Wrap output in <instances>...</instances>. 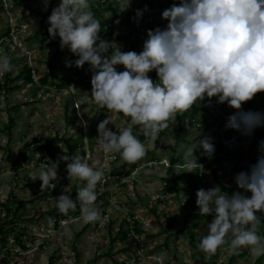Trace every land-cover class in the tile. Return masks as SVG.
<instances>
[{
	"label": "rangeland",
	"instance_id": "obj_1",
	"mask_svg": "<svg viewBox=\"0 0 264 264\" xmlns=\"http://www.w3.org/2000/svg\"><path fill=\"white\" fill-rule=\"evenodd\" d=\"M50 1L0 0V55L9 56L13 65L11 72L0 75V83L5 82L6 76L14 79L25 71L26 65L31 68L32 76L36 73L33 83L19 79L11 84L18 89L0 90V228L10 229L12 226L9 223L12 217L7 215L5 207L11 195L16 199L20 217L14 227L16 230L6 242L1 241L0 234V264L2 259H6L7 264H155L148 258L161 252L165 254L164 264H202L206 256L196 242L192 243L191 232L200 240L207 234V224L212 219L189 217L199 216L198 209L192 207L197 200L196 192L217 185L236 189L235 175L240 168L255 163L258 147L251 148L245 138H235L233 153L221 164L214 156L201 164L205 155L198 147L194 152L197 167L189 172L182 167L184 152L209 134L197 125L207 117L206 114L200 113V120L191 123L190 108L183 115L177 114L169 122V128L161 132L160 139L151 144L147 139L143 140L139 126H133V134L147 148V154L141 160L129 164L119 154L104 153L96 143L97 129L109 113L89 98L92 75L89 65L78 68L79 75L74 77L76 68L73 64L67 66L66 61L72 62V56H76L67 48L61 49L59 37L54 39L56 42L42 44L41 34L39 38L36 36L38 30L44 32L50 26L39 16L48 12ZM153 1L159 3L160 0ZM123 2L89 0L91 8H98L105 18L116 14L115 34L128 33L127 15L130 11L136 13L148 9L145 2L140 8L135 0H131L130 8L120 12ZM60 3L61 0H57L53 8ZM96 17L100 19L98 14ZM137 21L146 20L142 15ZM158 21L166 27L167 21L162 19V13ZM147 31L144 26L138 32L141 51ZM114 43L122 51L126 50L124 42ZM115 47L112 45V51ZM149 76L157 81L155 71ZM42 77H48L50 83H58V80L63 83L42 86L39 82ZM68 80L71 83L67 85ZM258 94L255 105L259 109L264 104V92ZM194 105L206 108L207 101H197ZM227 108L232 109L228 105ZM81 119L87 122L86 129L80 126ZM127 120L123 114L113 115L108 127L118 134L128 126ZM181 124L185 126L183 131L180 130ZM263 127L257 128L259 133ZM57 137L65 140H56ZM51 140H55V159L46 156V160L41 161L40 155H45V151L37 147ZM70 144H78L73 155L85 157L90 166L104 171L103 180L96 186L98 197L95 202L102 220L84 223L77 201L76 208L69 210L67 218H60L59 223L50 228V212L57 209L53 198L66 191L77 200L78 187L86 184V181H70L67 163L58 159L65 154L71 156ZM153 156L157 160L151 162ZM173 157L180 158L181 167L176 166V171L171 173ZM47 160L58 163V179L52 182L54 188L49 186L41 191V181L37 178L42 165L48 164ZM134 166L131 175L126 176ZM214 170L218 171L217 179ZM116 171L123 175H114ZM188 174L197 180L198 187L188 181ZM133 219L138 224H133ZM127 231L129 235L125 237L123 232ZM16 233L23 235L25 248L19 246ZM259 234L264 235L263 230L260 229ZM240 252L232 254L228 244H224L208 259L212 264H258L260 257L252 256L247 248ZM260 264H264V258Z\"/></svg>",
	"mask_w": 264,
	"mask_h": 264
},
{
	"label": "clouds",
	"instance_id": "obj_2",
	"mask_svg": "<svg viewBox=\"0 0 264 264\" xmlns=\"http://www.w3.org/2000/svg\"><path fill=\"white\" fill-rule=\"evenodd\" d=\"M130 5L131 0H124L120 12ZM142 15V10L135 13L137 20ZM162 19L167 21L166 27L148 30L139 53L124 52L100 37V21L89 0H61L47 20L49 36H58L61 49L67 48L77 57L75 66L89 65V98L109 113L98 125V147L106 154H119L129 164L147 154L146 145L133 134V126H139L149 144L154 143L177 114L183 115L205 98L208 107L216 98L217 104L227 103L235 110L227 119L226 130L250 136L264 126V113L242 110L244 103L264 92V0H178L162 12ZM112 45L116 46L114 51H110ZM72 63L66 61L69 67ZM118 66L124 70L118 71ZM12 70L10 57L0 55V75ZM153 71L157 74L155 82L149 76ZM117 114L128 118V126L118 134L108 127ZM80 126L86 129L88 125L81 119ZM198 147L209 158L215 151L208 136L188 146L182 167L189 172L197 167L194 152ZM257 152L255 163L235 175L237 191L229 194L217 185L196 192L198 214L213 216L207 234L198 243L206 258L224 244L232 254L247 248L254 257L264 256V235L259 234L264 215H257L264 214V140ZM58 159L67 163L70 181L86 184L78 187L77 200L66 191L53 198L56 208L67 215L79 201L84 223L101 221L95 202L96 186L103 180L104 171L90 166L79 154ZM47 162L37 178L41 191L54 188L52 182L58 179V163ZM48 224L53 227L54 218L49 217ZM148 259L164 264L165 254Z\"/></svg>",
	"mask_w": 264,
	"mask_h": 264
},
{
	"label": "trees",
	"instance_id": "obj_3",
	"mask_svg": "<svg viewBox=\"0 0 264 264\" xmlns=\"http://www.w3.org/2000/svg\"><path fill=\"white\" fill-rule=\"evenodd\" d=\"M57 0H51L50 1V6H49V10L47 13L39 15L41 17V20L43 21V23L47 22L48 17L51 15V11L54 7V4ZM137 5L141 8L143 7V3L145 2L148 6L147 10H142L143 11V16L145 18V22H139L137 21V19L135 18V11H130L127 15V25L129 28L128 33L126 34H115L114 28H113V24L114 22V18L116 16L115 13H113L111 15V18H105L102 14V11H99L98 8H91V10L93 11L94 15L96 16V14L99 15L100 19V25H101V32L99 33L100 37L102 39L108 40V41H112V42H124L125 46H126V50H124V52L127 51H135L137 53L141 52L140 48H139V44H140V39L138 37V32L144 27L146 26L148 30H154L156 27H160V28H164V26L158 21V16L159 14H161L165 9L171 7V5L176 2L177 0H160L159 3H155V1L153 0H135ZM2 7H0L1 10ZM110 9V7H109ZM98 10V11H97ZM41 34L40 37V42L42 44H45L47 42H56L54 39H52L49 36V32H48V28L44 31L41 32L40 30L37 31V38H39V35ZM111 36V37H110ZM110 37V38H107ZM110 51H112V46ZM77 59V57H73L72 56V64L74 66V77L79 75L78 72V68L75 66L74 61ZM119 68H123L122 66H118L117 69ZM19 79H24L27 80L30 83H33V76H32V70L31 68L26 65L25 66V71L21 72L18 74V76H16L14 79H10L8 76H6L5 82L0 83V90H7V91H14L16 89H18L19 87L16 85H11L12 82L17 81ZM39 82L41 83L42 86H47V85H58V84H62L63 81L62 80H58V83H50L49 78L48 77H42L40 78ZM71 81L68 80L66 81V84H70ZM204 101H207V98H205ZM208 103V101H207ZM212 104H216L219 105L220 107L223 108L224 112H228L229 109L227 108V103L225 104H217L216 103V98H214V101H211ZM248 111H253V112H260V113H264V104H261L260 108L258 109L255 105V101H251L249 103L248 106ZM203 113L206 114V118L202 119L200 122L204 123V124H220L222 117L219 115H217L216 113L212 112V107H206V108H202L201 106H195L193 105L191 107V111H190V115H191V120L193 123L194 120L197 121V119L200 120L199 118V114ZM220 126V125H218ZM185 126L184 124L180 125V130H184ZM208 137H211V133L209 132V134L207 135ZM205 137V136H204ZM204 137H201L202 139ZM213 137V138H212ZM211 140L212 143L214 144V153L213 156L214 158L217 159L218 163L221 164L223 163L226 158H229L231 156V154L233 153L232 150H226V145L223 143L222 140L219 139V133H217L215 136H212ZM143 140L146 139L143 135H142ZM235 138H245L248 142V145L251 148H257L258 144L260 141L264 140V127L263 130L259 133L258 129L256 128L253 133L250 136H245L242 135L240 132L234 131L229 137L228 140L230 143H232L233 139ZM56 140H61L64 141L65 139H59L58 137L56 138ZM78 147V144H74V145H69V149H70V154L73 155L75 149ZM38 150H44L45 151V155L41 154L40 155V160H46V156H49L53 159H55V154H56V146H55V140H51L48 141L47 143H45L44 145H39V147H37ZM222 153H224L225 155H222ZM219 154V155H218ZM209 157L205 156L202 160H201V164H204L206 162V160ZM157 160V157L153 156L151 157L150 161L154 162ZM181 162L180 158H172L171 159V169L170 172L173 173L176 171V166L179 165V163ZM135 166L132 167L130 170L127 171L126 176L131 175V172L134 170ZM248 168H240L239 171H247ZM118 171H116L115 173H113L114 175H119L122 176L123 173H117ZM223 173H226L224 171H222ZM215 178L217 179V175H218V171L214 170L213 172ZM188 178V181L190 183H192L193 186L198 187L197 184V180L194 179L193 176H191L190 174L186 175ZM201 183V181L199 182ZM178 184V181H177ZM222 190L228 192L229 194H231L232 192L237 191L238 189L236 188H232V187H227V186H222ZM96 194H97V189H96ZM98 197V195H97ZM15 204V205H14ZM77 205V204H76ZM5 207L7 208V215L11 216L12 219L11 221H9V223H12V226L10 229H3L2 227L0 228V234H1V241L2 242H6L7 239L9 238V236L13 233V230H16L14 227L18 225V222L20 219L19 217V208L17 207L16 204V199L14 198L13 195H11L8 204L6 203ZM193 209L197 210V204L194 203L193 204ZM51 214V218H54L55 220V225H57L59 223V219L60 218H67V215L60 213L58 209H55V211L50 212ZM258 216L264 215L261 213H257ZM189 217L191 218H205L203 216H193V215H189ZM208 219H213V216H206ZM17 222V223H16ZM133 224H138V221L136 219H133L132 221ZM193 227H197L196 224H193ZM260 229L263 230L264 232V220H262L261 222V226ZM123 235L126 237V235H129V231L123 232ZM22 234L21 233H16L15 234V238L17 240V242L19 243V246L21 248H25V246L22 243ZM191 238H192V243H199L200 240H197L195 237V233L192 231L191 232ZM8 252V250H7ZM240 254H245V252H240ZM264 256L260 257L258 259V264L262 263ZM1 264H7V260L6 259H2L1 260ZM202 264H212L211 260L203 257V262Z\"/></svg>",
	"mask_w": 264,
	"mask_h": 264
},
{
	"label": "built area",
	"instance_id": "obj_4",
	"mask_svg": "<svg viewBox=\"0 0 264 264\" xmlns=\"http://www.w3.org/2000/svg\"><path fill=\"white\" fill-rule=\"evenodd\" d=\"M33 76H36V73L33 74ZM259 97V94H256L254 98L251 101H255V99ZM251 101H248L242 105V110L243 111H248V106ZM212 112L216 113L218 116L220 115L222 117L221 123L220 124H204L202 122H198L197 125L199 128L205 129L210 132L213 136H215L217 133H219V139L223 141V143L226 145V150H234L233 144L229 142L228 137L233 133L231 132L230 129L225 128V124L227 122V119L230 115L234 114L235 110L234 109H229L228 112H224L223 108L220 107L219 105L212 104ZM195 122V121H194ZM220 125V126H218ZM219 155V154H218ZM222 155H225L222 153ZM88 156V155H87ZM213 156V155H212Z\"/></svg>",
	"mask_w": 264,
	"mask_h": 264
}]
</instances>
